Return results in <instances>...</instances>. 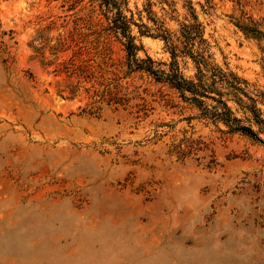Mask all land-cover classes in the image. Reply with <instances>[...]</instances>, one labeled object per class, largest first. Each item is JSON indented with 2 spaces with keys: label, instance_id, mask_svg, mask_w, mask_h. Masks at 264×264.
<instances>
[{
  "label": "rangeland",
  "instance_id": "obj_1",
  "mask_svg": "<svg viewBox=\"0 0 264 264\" xmlns=\"http://www.w3.org/2000/svg\"><path fill=\"white\" fill-rule=\"evenodd\" d=\"M150 1L173 32L185 1ZM189 1L214 62L264 89L233 0ZM106 22L98 0H0V264H264V143L129 68ZM130 33L167 68L161 39Z\"/></svg>",
  "mask_w": 264,
  "mask_h": 264
},
{
  "label": "trees",
  "instance_id": "obj_2",
  "mask_svg": "<svg viewBox=\"0 0 264 264\" xmlns=\"http://www.w3.org/2000/svg\"><path fill=\"white\" fill-rule=\"evenodd\" d=\"M184 1L186 12L173 32L164 26L162 19L155 17L150 9V0H144L134 10L127 7V0H98V6L107 21V28L121 40L129 68L143 70L155 80L165 82L177 91L183 101L200 110L202 116L222 123L229 132H239L264 143L259 137L264 135V89L214 62L211 44L203 36V26L190 1ZM252 3L262 6L264 0H233L232 10L226 16L245 37L264 42V15L254 18L245 9ZM198 4L205 12L214 9L211 0ZM161 11L166 10L161 7ZM131 25L137 28L139 34L163 41L170 57L166 69L156 68L148 56H135L137 46L130 33ZM178 57L191 61L194 69L192 77H185L179 71ZM71 66H64V71L74 73L77 68ZM67 90L68 94L74 92L71 86Z\"/></svg>",
  "mask_w": 264,
  "mask_h": 264
}]
</instances>
